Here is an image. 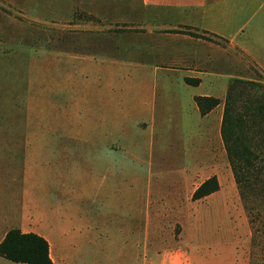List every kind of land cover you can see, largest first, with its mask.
I'll list each match as a JSON object with an SVG mask.
<instances>
[{
  "label": "rangeland",
  "instance_id": "374dc122",
  "mask_svg": "<svg viewBox=\"0 0 264 264\" xmlns=\"http://www.w3.org/2000/svg\"><path fill=\"white\" fill-rule=\"evenodd\" d=\"M152 13L142 0H0V146L25 145L20 138H65L53 145L73 152L43 158L51 160L42 173L47 190L35 197L45 202L50 217L81 216L82 230L121 233L106 240V247L129 253L136 225L139 264L146 250L161 251L171 241L184 244L188 254L193 251L196 264H250L251 225L222 141L221 120L210 126L186 103L167 112L173 118L164 138H145L112 106L115 100L99 91L119 85L120 74L104 70L102 80L89 62L83 65L88 56L145 59ZM129 73L132 82L139 81L134 69ZM233 74L261 79L250 63L237 65ZM142 81L153 83L154 77ZM205 85L217 87L223 107L222 80L207 79ZM176 88L188 94L183 84ZM105 101L100 125L97 107ZM179 116L185 119L176 129ZM211 175H217L220 190L193 200L194 190ZM3 189L17 193L7 183ZM35 225L45 233L52 228L48 220ZM255 258L264 264V253Z\"/></svg>",
  "mask_w": 264,
  "mask_h": 264
},
{
  "label": "crops",
  "instance_id": "0c3cea01",
  "mask_svg": "<svg viewBox=\"0 0 264 264\" xmlns=\"http://www.w3.org/2000/svg\"><path fill=\"white\" fill-rule=\"evenodd\" d=\"M142 3L153 11L152 17L147 18L145 59L108 57L97 60L88 56L82 58L83 65L89 62L90 68L96 69L97 78L102 80L107 78L102 75L104 70L112 69L120 74L119 85L99 91L105 98L110 95L115 100L112 106L119 109L121 116L132 120L134 128L145 138H164L168 134L169 118H173L171 115L167 118V112L181 110L186 103L193 107L191 111H198L209 121L210 126H217V119L222 122L224 101L223 107L220 108L221 100L202 115L195 97L218 98L217 87L205 85L207 79L213 83L222 80L226 95L230 80L239 77L233 74L237 65L243 67L250 63L256 72L264 75V0H142ZM129 68L139 74V81H131ZM149 75L154 77V82L145 84L142 80ZM116 76L110 77L116 81ZM185 77L199 78L201 82L190 85L185 82ZM178 84L186 86L187 95L176 88ZM104 104L106 101L97 107L100 125L105 123V117L100 118ZM184 119L176 118V129L183 125ZM121 137L124 138L122 133ZM20 139L25 141L17 142L26 144L0 146V154H17L0 158V243L10 229L20 228L48 239L50 256L55 264L80 261L82 264H139L136 225L135 247L129 253L124 247H106V240L121 233L82 230L81 223L85 219L81 216L79 219L50 217L47 208L42 207L45 202L35 197L37 191L47 190L42 173L48 171L51 160L48 162L43 158L48 154L56 156L59 151L73 152L63 145H53L65 138ZM6 183L17 193L6 192L3 189ZM44 220L52 224L46 233L35 225ZM69 223H77L76 229H69ZM100 239L104 241L97 242ZM86 243L98 245L85 246ZM170 245L157 252L146 250L141 264H196L193 251L189 250L188 254L184 244L173 246L171 241ZM0 264L25 263H15L0 256Z\"/></svg>",
  "mask_w": 264,
  "mask_h": 264
},
{
  "label": "trees",
  "instance_id": "16d2710c",
  "mask_svg": "<svg viewBox=\"0 0 264 264\" xmlns=\"http://www.w3.org/2000/svg\"><path fill=\"white\" fill-rule=\"evenodd\" d=\"M257 73L260 80H230L221 122L222 141L251 225L250 264L259 262L256 254L264 253V75ZM185 82L198 85L201 80L185 77ZM195 100L202 115L221 102L212 96H196ZM219 190L217 175H211L194 190L192 199L200 200ZM0 256L15 263L55 264L48 239L20 228L8 231L0 243Z\"/></svg>",
  "mask_w": 264,
  "mask_h": 264
}]
</instances>
